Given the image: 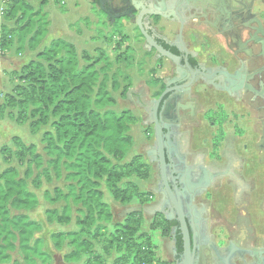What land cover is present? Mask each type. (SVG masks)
<instances>
[{"label":"trees","instance_id":"16d2710c","mask_svg":"<svg viewBox=\"0 0 264 264\" xmlns=\"http://www.w3.org/2000/svg\"><path fill=\"white\" fill-rule=\"evenodd\" d=\"M45 3L39 0L34 8L26 0H4L1 10L0 50L15 45L18 54L28 51L34 57L21 67L0 112L8 109L19 125L28 122L32 134L46 130L40 137L42 153L17 136L0 150L6 165L0 168V264L53 263L37 237L43 225L25 214L38 206L32 190L43 181L62 183L44 192L48 203L58 205L44 214L46 224L69 227L49 234L65 264H106L111 256L112 264H172L156 258L150 233L141 232L140 211L113 222L105 193L121 206L143 205L152 198L135 181L150 177L143 157L123 162L133 145L130 129L136 118L129 110L112 109L118 84L109 75L111 63L103 50L94 56L79 53L62 39L40 48L49 25ZM153 220L151 229L170 237L173 223L161 213ZM175 239L181 252L179 235Z\"/></svg>","mask_w":264,"mask_h":264},{"label":"flooded vegetation","instance_id":"af4514ba","mask_svg":"<svg viewBox=\"0 0 264 264\" xmlns=\"http://www.w3.org/2000/svg\"><path fill=\"white\" fill-rule=\"evenodd\" d=\"M93 1L100 11V2L107 10L114 9L113 17L104 12L110 23L129 22L138 31L144 49L153 51L156 60L163 59L170 64L169 73L160 72L152 85L138 96L137 107L154 133L153 101L165 92L156 108V117L163 126V133H170L167 147L170 189L174 196L175 188L181 193L179 199L183 207L188 202L192 204L194 263L264 264V216L256 214L260 211L254 210L255 191L248 180L242 179L253 164L256 150L262 151L264 160V148L260 143L264 135V18L255 11L257 3L264 6V0H235L236 3L217 0L216 15L201 17L193 23L185 21L181 11L174 9V18L169 19L173 27L171 40L158 31L163 19L144 15L142 21L149 28L146 32L156 44L179 57L178 65L159 57L149 47L135 20L119 17L126 10H119L121 6L116 0ZM140 12L138 10L136 14ZM199 27L206 31L203 34L205 41L197 42L198 49H194L186 40L185 32L198 35ZM196 71L202 74L198 75ZM192 72L195 73L194 81L187 86ZM213 73L217 74L212 78ZM211 129L216 133L210 141L211 148L218 152L212 156L215 167L204 170L200 168V156L190 153L194 145L191 139L187 142L185 133H204ZM229 133L241 139L239 145L233 146L242 160L241 169L236 171L238 174L234 173L243 181L241 184L232 175H225L231 154V147L225 145ZM253 133L261 135L257 145ZM206 140L203 138L200 143L203 145ZM148 157L152 161L151 156ZM154 163L157 180L151 187L159 196V213L167 215L175 228V217L171 216L167 206H163V196L165 200L168 197L160 184L158 165ZM232 220L235 226H228ZM176 234L179 235L178 231ZM175 245L173 242L172 250ZM171 253L172 261L179 262L182 247L181 252Z\"/></svg>","mask_w":264,"mask_h":264},{"label":"rangeland","instance_id":"374dc122","mask_svg":"<svg viewBox=\"0 0 264 264\" xmlns=\"http://www.w3.org/2000/svg\"><path fill=\"white\" fill-rule=\"evenodd\" d=\"M26 1L34 8L38 7L39 0ZM3 2L0 0V8L3 6ZM255 11L264 18L263 5L257 3ZM43 12L47 16L49 25L47 35L40 48L47 46L51 40L62 39L74 45L79 53L85 51L94 56L96 50L100 49L108 56L111 63L109 75L113 76L118 84V90L112 93L116 100L112 109L116 113L129 110L136 118V123L130 129L133 145L128 150L123 162H128L134 156L141 155L140 144L143 141L152 143L154 138L144 117L141 116V110L137 107L138 96L152 85L154 79L159 77L160 72L169 73L170 64L163 59L156 60L153 51L144 49L143 40L129 22H126L129 23L128 26H123L121 20L116 21L117 26L112 27L113 23L108 22L106 16H102L103 11L99 10L93 0H46ZM1 13L2 11L0 12V25L2 23ZM6 24L8 27H12V23ZM118 25H121V28ZM33 57L34 53L28 51L18 54L15 45L6 51L0 50V104L5 95L11 94L14 86L18 84L17 78L21 67ZM44 130L46 128H42L37 134H32L28 128V122L23 125L17 124L14 119L9 117V110L5 109L0 112V150L3 146H11L12 138L17 136L26 145L33 144L37 151L42 153L40 137ZM141 156L149 166L150 177L147 181L137 179L135 181L139 188L149 192L152 198L143 205L132 203L121 206L105 193L104 202L111 208L113 222H121L125 215L131 211H140L143 220L141 232L150 233L155 246L156 258L160 261L170 262L171 251L173 252V235L164 236L160 229H151L152 223L155 222L153 219L160 210L158 208L159 196L151 187L157 180V168L147 155ZM5 167L0 153V168L4 169ZM61 185L60 181L51 183L43 181L39 190H32L37 196L38 206L25 213L30 219L43 225V230L37 237L43 239L44 249L52 259L57 255L62 257V253L54 250L49 240V234L53 231L68 230L69 227L50 226L45 223L44 212L58 205L48 203L44 199V192L51 191L54 187ZM14 258L21 263L19 257L14 256ZM112 262L113 256L108 258L106 264H112Z\"/></svg>","mask_w":264,"mask_h":264},{"label":"water","instance_id":"95a60500","mask_svg":"<svg viewBox=\"0 0 264 264\" xmlns=\"http://www.w3.org/2000/svg\"><path fill=\"white\" fill-rule=\"evenodd\" d=\"M121 6L119 10H126V13L120 15V18H127L129 21L135 20V25L148 43L150 48H153L159 57L165 58L175 65L179 64V57L173 55L169 51L162 48L161 45L156 44L151 38V36L146 32L148 30V24L143 23L142 19L144 15H149L153 17H158L164 21H169L170 17L174 18L173 11L178 9L181 11L182 17L185 18L187 22L198 21L199 18H205L206 16H214L218 13L217 0H116ZM231 3H236L235 0H230ZM100 9L112 16V11L114 9L107 10L103 3H99ZM138 10H141L140 13L136 14ZM136 14V15H135ZM109 22V20H108ZM172 30V29H171ZM186 67H188L185 62ZM196 74L201 75V71H196ZM217 73H213L212 78L216 76ZM195 73L192 72V79L187 84L189 86L194 81ZM210 78V77H208ZM162 96L154 102L153 109V123H154V133H153V146L150 151L147 152V156H151L152 161L156 162L158 165V171L160 176V184L164 188V193L167 195L168 200H165L164 196L162 198L163 206H167L171 211V216L175 217L177 226L172 228L170 234L173 235L172 240L175 242V235L178 231L181 240L182 253L180 261L177 264H195L194 263V234H193V224L192 217L190 215L192 209L191 202H188L183 207L182 202L179 199L180 192L175 188V196L173 195L170 186L168 184L167 175L170 161V153L168 151V146L170 145L169 137L170 133H163V126L158 122L156 117V108L163 97ZM262 148H264V135L260 139ZM257 145V144H256ZM260 153L259 163H263L262 151L258 150ZM163 208V207H162ZM264 209V204L262 206ZM164 218L170 220L167 215H164ZM176 253V249H173V254ZM54 264H65L62 261V258L57 255L53 258Z\"/></svg>","mask_w":264,"mask_h":264},{"label":"crops","instance_id":"0c3cea01","mask_svg":"<svg viewBox=\"0 0 264 264\" xmlns=\"http://www.w3.org/2000/svg\"><path fill=\"white\" fill-rule=\"evenodd\" d=\"M4 1V0H2ZM2 8V7H1ZM0 8V10H2ZM127 24V25H126ZM122 25L123 26H128L129 23H126L125 21H122ZM173 28V27H172ZM171 25L169 23V21H164L162 20L161 22V29H159V33L161 35H163L164 37H166L167 40H171L172 39V32H171ZM185 32V31H184ZM198 35L197 34H192L191 31H186L185 32V38L187 41H189V43H191L192 48L194 49H198V44L197 42H201V41H205V39L203 38V34L206 33V31L203 29V27H199L198 29ZM208 44H210L208 42ZM208 102H210L208 100ZM215 123V122H214ZM217 123V122H216ZM240 134V132H239ZM216 136V133L214 131V129H211L208 132H204V133H185V138L187 139V142L190 141V139L192 140V144L194 145L193 150L190 152L192 155L197 154L198 156H200V162H201V166L200 168H204L206 167V170H208L207 168H214V162L212 161L213 157H215V154L218 152L215 148H211V144L210 141L213 140V138ZM260 133H253V138L254 141L257 142L259 141L260 138ZM207 138L206 142L204 141L203 145L200 143L202 141V139ZM216 140L218 141V139L216 138ZM240 138L236 137L233 133H229L227 136V140H226V146H230V152L231 154L230 159H229V165L227 166V170L225 175H232L234 177V180H236V182L238 184H241L244 180H248L249 184L251 185V187L254 189V195H255V202H256V208H254L255 211H260V213H256L258 216L262 217L264 216V209L262 208L263 204H264V162L263 163H259V156L260 153L259 151L256 150V153L254 155V159H253V164L251 165V168H249V171L246 173H244L245 176L242 177V180H239L234 173L237 170L241 169V165H242V160L240 161V157L238 156V154L235 152L234 147L233 146H237L240 143ZM215 141V140H214ZM190 143V142H189ZM220 145V144H219ZM153 146V142L149 143V142H145L143 141L140 144V149L141 155H147V152L150 151V149ZM219 148V146H218ZM217 151V152H216ZM220 151H222V147L220 145ZM210 158V159H209ZM198 161V160H196ZM225 162V161H222ZM186 165H188V161L186 163ZM210 165V166H209ZM219 165V163H218ZM214 166V167H213ZM220 166V165H219ZM226 179H223V182H225ZM260 206V210L258 209V206ZM251 226H253L251 223L249 224ZM228 226H235V221H230V224H228ZM170 262L172 264H177L178 262H173L172 259L170 260Z\"/></svg>","mask_w":264,"mask_h":264},{"label":"built area","instance_id":"2783aa9c","mask_svg":"<svg viewBox=\"0 0 264 264\" xmlns=\"http://www.w3.org/2000/svg\"><path fill=\"white\" fill-rule=\"evenodd\" d=\"M0 12H1V10H0Z\"/></svg>","mask_w":264,"mask_h":264}]
</instances>
